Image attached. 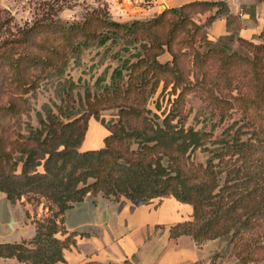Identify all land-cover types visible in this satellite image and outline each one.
I'll return each instance as SVG.
<instances>
[{
  "label": "trees",
  "instance_id": "1",
  "mask_svg": "<svg viewBox=\"0 0 264 264\" xmlns=\"http://www.w3.org/2000/svg\"><path fill=\"white\" fill-rule=\"evenodd\" d=\"M198 14L211 15L197 24L193 17ZM220 18L228 23L232 16L218 0L191 1L129 23L96 9L69 24L36 21L0 43V191L10 201L31 194L51 211L36 222L31 241L0 244V259L64 262L63 250L75 234L56 237L66 233L61 214L86 195L102 193L142 204L173 197L190 205L192 216L171 226L169 238L188 236L198 247L211 240L227 242L238 264H264V22L261 43L237 39L250 56L201 51L196 43H211L206 29ZM115 39L138 43L141 49L135 61L122 63L121 69L129 70L126 88L121 71L114 70L111 93L105 88L97 97H87L82 115L70 119L67 114L63 122L67 108L57 114L47 110L38 116L36 128L29 126V136L18 132L16 121L28 110L23 96L37 87L40 75L61 74L66 61L83 48ZM165 51L172 60L161 63L158 56ZM160 82L179 93L159 122L154 115L147 117L145 103ZM189 92L222 119L238 113L240 126L233 130L234 121L214 140L212 132L185 129L182 105ZM103 105L119 108L120 119L104 125L101 147L82 151L89 120L99 119ZM197 148L209 153L205 164L191 160Z\"/></svg>",
  "mask_w": 264,
  "mask_h": 264
},
{
  "label": "rangeland",
  "instance_id": "2",
  "mask_svg": "<svg viewBox=\"0 0 264 264\" xmlns=\"http://www.w3.org/2000/svg\"><path fill=\"white\" fill-rule=\"evenodd\" d=\"M254 1L256 5H263L264 9V0ZM137 2L134 0H0V43L15 38L19 32L32 26L36 21L51 19L69 24L79 21L87 12L101 9L109 15L111 20L129 23L134 20H148L165 10H161L162 6L155 0H143L136 4ZM155 5L157 6L156 12L154 11L153 13L152 9ZM254 8V6L248 8L249 13L253 17H255ZM211 14H206L205 16L198 14L193 17V20L197 24H203ZM263 17L264 10L260 31L248 39L255 44L262 42L258 35L262 30ZM227 26L229 35L218 40L207 39L211 43L206 45L205 43L202 45L196 43L195 46L197 48L200 47L201 51H206L210 48L225 49L228 52L234 51L250 56L248 51L237 41L239 37L237 35L238 25L236 20L234 18L229 19ZM138 45V43H127L122 39L109 41L103 46L92 44L83 48L78 55L66 61L61 74L46 72L42 76L40 75L37 87L29 90L23 96L27 100L28 110L26 114H22L20 119L16 121L18 132L21 135L29 136V126L36 128L38 126V116H44L47 110L57 114L59 109L63 111L67 108L68 111L64 116H61L63 122L67 121V114H70V119L82 115L87 109V97L93 99L100 95L105 88L110 89L114 70L121 71L123 88H126L129 70L121 69L122 63L124 60H136L135 54L141 53ZM158 60L163 63L166 61L170 62L172 58L165 51L161 56H158ZM189 78L193 79L192 72L189 73ZM151 88L152 83L148 85L147 91L149 92ZM108 92L111 93V89ZM178 93V89L175 92L172 90V84L167 89H164L163 82H160L155 92L147 93L145 103L147 117L151 118L154 115L159 118L160 122L169 113ZM104 106H101V110H99V119L90 118L88 129L80 148H96L100 146L106 134L104 125H111L119 121V108L114 105ZM182 115L186 119L184 123L185 129L193 128L194 130L212 132V140L221 137L225 128L232 126L231 124L234 121L236 123L233 130L241 124L238 113L232 112L230 117L222 119L218 112H213L195 92H189L185 95ZM233 130H231V133L234 132ZM135 147L136 145L134 144L133 148ZM206 147L211 148L210 145ZM208 158L209 153L201 148L191 152V160L194 163L205 164ZM25 197L33 206H38L42 202L43 209L46 212L45 219L51 216V211L44 206L45 201L43 199H38V197L31 194ZM217 242H219L218 249L206 261H202L201 264H238L237 259L231 255V247L227 245V242H220L219 240ZM201 256L204 257V254L201 253Z\"/></svg>",
  "mask_w": 264,
  "mask_h": 264
},
{
  "label": "crops",
  "instance_id": "3",
  "mask_svg": "<svg viewBox=\"0 0 264 264\" xmlns=\"http://www.w3.org/2000/svg\"><path fill=\"white\" fill-rule=\"evenodd\" d=\"M134 1H138L136 4H139L143 0ZM156 1L166 9L195 0ZM221 1L227 4L230 15L236 20L238 37L250 39L260 31L263 5H256L254 0ZM250 6L255 7V17L248 11ZM156 8L155 5L153 13L156 12ZM206 31L210 40H218L229 35L227 20L220 18L213 21ZM106 135L107 131L104 137ZM25 198L22 196L18 200L10 201L6 193L0 191V244L31 241L36 233V222L45 219L46 212L42 202L38 206H33ZM191 216L192 207L176 201L173 197L156 198L142 204L123 195L114 199L102 193L88 194L61 214V222L66 233H59L56 237L63 240L70 233L75 236L69 247L63 250L64 262L57 264L204 262L218 249L217 240L207 241L198 247L188 236L169 238V228L179 222L190 220ZM0 264L24 263L13 258H1Z\"/></svg>",
  "mask_w": 264,
  "mask_h": 264
},
{
  "label": "bare ground",
  "instance_id": "4",
  "mask_svg": "<svg viewBox=\"0 0 264 264\" xmlns=\"http://www.w3.org/2000/svg\"><path fill=\"white\" fill-rule=\"evenodd\" d=\"M165 9V7H161V10Z\"/></svg>",
  "mask_w": 264,
  "mask_h": 264
}]
</instances>
